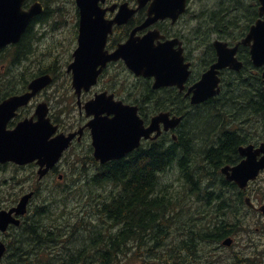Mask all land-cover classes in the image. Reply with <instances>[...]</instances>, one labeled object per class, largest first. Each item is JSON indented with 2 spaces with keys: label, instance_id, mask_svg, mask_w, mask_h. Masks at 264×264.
Wrapping results in <instances>:
<instances>
[{
  "label": "flooded vegetation",
  "instance_id": "flooded-vegetation-1",
  "mask_svg": "<svg viewBox=\"0 0 264 264\" xmlns=\"http://www.w3.org/2000/svg\"><path fill=\"white\" fill-rule=\"evenodd\" d=\"M36 3L42 6L43 12L35 16L30 25V27L32 25L34 26L31 33L34 40L29 43V45H32V52H29L31 57H35L36 50L33 48V45L35 40L40 37L37 35L39 31L36 29L37 27L43 28L46 25H50L53 32L52 35L64 28V25H61V21L63 20L65 11L63 12L64 4L61 0H27L26 5L29 8ZM74 3L76 7L74 40L66 41L70 45L69 49L71 51L68 52V58L65 63L66 66L63 73L64 84L62 88L59 86V89L55 90L50 96L47 93L44 94V91L53 88L59 81L57 61L50 60L47 63L45 62L44 66H41V72H33L30 78L51 75V84L38 93L27 105L18 108L12 114H8L5 126L6 131L10 132L25 120L32 118L37 120L38 116L36 115V111L38 107L43 103H47L50 107L49 117L58 129L57 134L63 133L69 135L71 133H78L68 151L77 148V146L80 147V150L88 149L89 151L88 156L84 152L80 155L77 154V160L84 162L83 173L76 180L78 183L82 182L84 185H88L90 181L94 183V178L109 177V173L111 172L109 168L115 163L114 161L102 163L97 159L93 147V133L87 127L94 116L87 117L85 106L94 97L99 95H103L107 101L110 96H113L114 100L122 102L125 106L136 108V112L143 121L146 129L152 125L154 118L160 113H168L171 118L176 116L184 118L183 114L189 111L206 110L210 112L214 110V107L209 103L213 98L198 105L193 104L192 99L194 93L190 92V90L199 82L203 74L218 62L219 55L214 46L216 40L226 43L228 48L231 49L238 46L234 58L237 62L243 64L239 71L229 67L219 70V76L222 80L220 95H222L224 90L222 88L225 86V76L235 75V78H237L236 74L241 73L247 68L251 73L258 75L257 78H259L262 87L261 93L259 90H247L251 96L254 95V101L250 99L252 105L255 106L259 102L256 100L258 98H260V102L264 101V65L258 67L254 64L250 46L242 44V39L245 36L236 42L222 40L218 35H213L214 39L211 41L197 40L196 29L197 16L199 14L193 10L194 0H186L184 12L176 18L169 16L159 18L149 25H146V23L150 16V6L153 1L145 4L141 3L140 0H100L98 3L99 7L106 11V21L114 20L123 5H127L129 11H134V14L126 23L113 25V32L108 35L104 49L108 55H112L120 45L126 44L133 32H135L134 37L138 38V40H143L149 35L157 33L158 37L154 41L156 46L172 43V49L174 51L181 49L184 54L185 63L190 65L189 69L191 73L182 91L177 87L155 89L154 77L137 75L123 59H119L116 61H108L104 67L99 65L97 69L95 68V71L101 72L96 78V83L88 90L83 87L80 96L77 95L76 90L72 86L73 74L68 72V67L74 61V52L84 47L82 45L83 32L81 30L83 26L82 13L76 0H74ZM216 3L217 0H214L212 7L207 9L214 8ZM260 6L257 0V16L252 25L256 24L259 19H263L259 15ZM29 28L26 32L29 31ZM21 43L22 40L19 43L8 45L5 49H0V69H4L5 60L12 58L16 52L15 47ZM96 47L98 45L86 47L89 52L90 65L98 58L99 50H96ZM168 51L173 53L170 48H168ZM25 58L29 59L27 56ZM28 87L29 84L25 87L24 91L20 92L17 89L3 95L0 98V104L8 100L11 95L28 92ZM234 92L235 94L231 98H234L238 104L243 96L244 90L235 89L232 93ZM42 94L45 96L42 97ZM223 105L232 106L226 100ZM111 107L113 108L114 106ZM106 115L107 113H104V115L99 116L106 117ZM113 117V114L109 115V118ZM263 121L257 119L254 123L255 127H250L247 124L246 128H243L241 120L232 123L231 120L225 118L224 124L230 123V125H227V127L224 125L220 131L216 130L209 134L208 143L205 147L207 150L206 167L209 173V181L206 188H203L205 199L203 201L196 200L199 204L203 203L205 207L203 215L197 219L198 230H203L204 232L195 236L197 238L198 254L201 255L202 253L199 258L201 264H264V169L259 172L255 180L249 181L245 187H242L236 181L230 180L227 175V173L232 174L231 169L242 165L248 159L249 155L248 153L246 155L242 153L243 149L253 146L250 152L252 154H256V151L261 149L264 144ZM182 123L179 127L170 129L169 131H165L164 125L161 124L159 129L154 131L149 138L142 137L139 142V147L129 153L125 159H129L141 151L153 150V146L162 147L165 145L166 147L174 145L179 141V134L184 132L181 129L183 127ZM218 133L220 136L223 135V137L219 148L216 149L214 139ZM192 143L196 144L194 141ZM67 152H65L59 163L51 169L43 181L52 179V183H55V181L62 183L66 177L68 178L64 169V159ZM263 156L264 153L260 152L257 155V160H260ZM88 161L91 164H88ZM9 166L13 168L18 167L13 163H8L0 167L7 168ZM224 169H227V173L223 172ZM102 188L104 189L99 192H102L100 195L104 199L105 195H107V198L114 197L116 188H114L112 183L104 182ZM18 198V195L14 196V200L10 205H6V209L14 207ZM0 209L5 208L0 207ZM14 228L11 226L7 232H0V240L6 246V252L0 260L1 263L7 261L12 253L10 247L12 244L11 239H13L12 230ZM172 237L174 238L172 242H162L164 247L160 249V252H166V247L169 243L170 245L178 244V234H173ZM201 239L203 241H199ZM201 246L204 249H200ZM130 247L133 248L132 244ZM205 248L206 252L203 253ZM224 251H229V254L226 256L223 255Z\"/></svg>",
  "mask_w": 264,
  "mask_h": 264
},
{
  "label": "trees",
  "instance_id": "trees-1",
  "mask_svg": "<svg viewBox=\"0 0 264 264\" xmlns=\"http://www.w3.org/2000/svg\"><path fill=\"white\" fill-rule=\"evenodd\" d=\"M256 3L257 0H217L214 8L197 16V40L211 41L213 35L229 42L240 40L256 19ZM32 29L33 25L23 36L22 43L15 47L11 67H16L0 80V98L23 85L25 88L29 82L25 79L27 70H23V64L31 51L29 43L34 40ZM236 75L237 78L225 76L222 95L209 103L214 109L225 100L236 105L231 98L235 94L233 90H244L240 100L244 106L243 117L234 116L231 121L241 120L243 128L247 124L255 127L257 119L264 120V101L253 106L249 99L253 100L254 95L248 91L260 92V80L247 68ZM207 119L208 116L195 119L190 132H200ZM181 129L184 130V123ZM180 134L174 145L153 146V150L116 161L109 168V177L94 178L95 188L90 190L97 196L90 198L95 205L84 208L87 216L80 221L77 218L68 219L66 223L55 222L54 211L62 206L66 208L68 201L59 205L57 193L51 192L54 208L44 205L31 211L11 241L12 253L1 264H201L195 236L204 231L198 230V222L191 219L187 205L192 196L200 200L202 188L196 187L207 181L206 155L199 158L193 143L184 142L186 135ZM208 137L201 135L194 143L205 149ZM222 137L219 133L215 137L216 149ZM175 168L179 170L180 183L186 188H168L162 180ZM104 182L116 188L114 197L105 195L104 199L97 192L104 189ZM173 234H178V244L169 243L167 251L160 253L159 249L164 247L162 242H172Z\"/></svg>",
  "mask_w": 264,
  "mask_h": 264
},
{
  "label": "water",
  "instance_id": "water-1",
  "mask_svg": "<svg viewBox=\"0 0 264 264\" xmlns=\"http://www.w3.org/2000/svg\"><path fill=\"white\" fill-rule=\"evenodd\" d=\"M26 0H0V48L10 42L20 41L32 19L41 13L39 4L32 6L28 11H24L22 6ZM82 13V32H83V47L95 46L99 50L98 58L90 65L88 57L87 64L82 58V48L75 51L74 63L69 67V72L73 73V88L77 95L80 96L81 89H90L95 83L98 74L101 72L95 71L99 65L104 67L108 61H116L123 59L127 65L137 74L145 77L155 78V89L162 87L177 86L181 91L184 89V84L187 81L190 71L189 64H185L183 51H174L171 47L172 43L156 46L154 41L158 34H151L143 40H138L134 37L133 32L129 41L120 45L119 48L112 54L104 50L107 37L113 32V25H122L132 17L134 11H129L127 5L120 8L117 17L112 21L105 20V10H102L98 3L100 0H76ZM104 1V0H102ZM147 3L150 0H142ZM150 8V16L146 23L156 21L159 18L172 17L176 18L183 13L186 7V0H153ZM261 7L259 9L260 17L256 24L251 28L247 36L242 40V44L250 46L251 56L254 64L258 67L264 65V0H259ZM113 10V8H112ZM218 51L219 60L207 71L199 83H197L190 92H193V104H200L204 101L218 95L221 91L219 70L222 68H231L239 71L243 64L237 62L234 58L238 46L228 48L224 42L216 41L214 43ZM168 48L173 53L168 51ZM126 52L135 53L134 56L125 55ZM164 54L165 63L171 68L165 74H158L157 69L160 66L159 54ZM264 78V74H263ZM51 83L49 76L38 78L32 82L29 89L30 92L15 96L4 103L0 104V163L14 162L18 165L25 166L33 162H37L40 166L39 176L44 177L49 170L55 166L60 160L64 151L68 149L75 134L70 136L59 135L55 137L57 141L56 150H45L41 144L45 140L48 133L51 137L56 133L57 127L51 124L47 117L49 109L46 104L38 107L36 115L37 121L34 118L25 120L20 123L14 130L6 131V121L8 114H12L19 107L27 105L29 101L48 84ZM108 107L111 110L107 115H114L113 118L98 117L97 112L93 110L92 103L85 106L87 115H96L88 126L93 133V146L95 148L96 157L102 163L111 160L122 159L126 154L139 146V141L142 137H148L151 133L159 129L160 124H164L165 130L174 129L177 127L182 118H169V114H160L152 125L145 129L143 121L137 116L136 108L125 106L122 102H114L113 96H110ZM111 106H114L113 108ZM100 115L104 113H99ZM118 116V119H117ZM116 119L117 123L114 126H106L101 128L100 121L105 119ZM253 146H249L242 150L249 157L242 165L231 169L232 174L227 173V169L223 172L227 173L230 180L236 181L242 187H245L251 180H255L259 172L264 169V156L257 160V155L264 153V144L261 149L256 151V154L250 153ZM34 193L24 195L20 203L11 210L0 211V231L5 232L10 225L20 226L21 220L18 217L24 216L28 212V204ZM6 252V246L0 241V260Z\"/></svg>",
  "mask_w": 264,
  "mask_h": 264
},
{
  "label": "rangeland",
  "instance_id": "rangeland-1",
  "mask_svg": "<svg viewBox=\"0 0 264 264\" xmlns=\"http://www.w3.org/2000/svg\"><path fill=\"white\" fill-rule=\"evenodd\" d=\"M61 1L64 4L63 12L65 11L63 20L61 21V25H64V28L52 35L53 32L50 25H46L43 28L37 27L36 29L39 30L37 35L41 37V40L39 41L40 43L38 42L35 57L31 58V61L27 62L28 64L24 63L25 65L23 66V70H27L26 78L29 79L32 72H37L39 69H41V66H44L45 62L47 63L50 60L57 61V75L59 81L58 84L53 88L44 91V94L47 93L48 96L52 95L55 90L59 89V86L62 88V85L64 84L63 73L66 66L65 63L68 58V52L71 51L69 49L70 45L67 44L66 41L74 40V28L76 25L75 3L74 0ZM213 2L214 0H194L193 10L197 12V14H200L203 10L211 8ZM249 73L251 72L249 71ZM44 94H42V97L45 96ZM256 100L260 101L259 99ZM250 102L252 103V101ZM243 112L244 106L243 104H241V101L238 104L232 106H218L210 112L206 110L186 112L185 114H187V118L184 123V137L186 135V140L188 139V144H190L201 135H209L211 132L222 129L225 125V118H227V120H231L234 116L242 118ZM202 116H208L205 128L202 127L203 129L200 132H190V128H192L195 119ZM180 135L181 134H179V136ZM196 146L197 147H195V152L198 153V157L200 158L201 155L204 157L207 150L199 147V143H196ZM82 152H84L88 156V149L80 150L79 146L67 152L64 159V169L66 174L68 175V178L66 177V179L62 183H57L56 181L55 183H52V179H48L45 181L38 180L35 168L27 167L25 169H21L19 167L13 168L11 166L7 168L0 167V207L6 208V205H10L14 200V196L16 195H18L19 198L17 200L19 201V199L25 193L35 190L38 193L36 194V197L33 199L29 207V216L31 211H34L35 208H39L44 205H50V208H54L55 204H52L53 198L50 194L51 192H53L57 193L56 199L57 201H59V205H61L64 201H68L66 208L65 206H62L54 211L55 214L53 220L56 219L55 222L66 223L69 222L68 219L74 221L77 218H79L78 220L80 221L82 218L86 217L87 213L85 212L84 208H89L90 205H95V203L91 202L90 197L97 195L91 193L90 188H93V184L91 181L88 185H84L82 182L78 183L76 181L83 173L84 162L77 160V154L80 155ZM88 164H91V162L88 161ZM206 179V184H200L196 187L202 188L203 192L201 191V194L199 195V199L202 201L205 199L203 188H206V185L208 184L209 173L207 174ZM162 180L166 182L168 188H183L182 184L178 183V171L171 172V174H168V176H164ZM97 192L100 193L99 191ZM189 201L190 202L188 203L187 208L189 209V213L191 215L190 217L191 219L197 220L199 217H201V215H203L205 207L201 204L195 203L193 199H189ZM16 230L17 229L12 230L13 238L17 235ZM200 249H204V247L201 246ZM205 252L206 248L203 253ZM228 254L229 251L223 252V255L225 256ZM220 258H222V256H220Z\"/></svg>",
  "mask_w": 264,
  "mask_h": 264
},
{
  "label": "snow or ice",
  "instance_id": "snow-or-ice-1",
  "mask_svg": "<svg viewBox=\"0 0 264 264\" xmlns=\"http://www.w3.org/2000/svg\"><path fill=\"white\" fill-rule=\"evenodd\" d=\"M125 55L127 56H134L135 53L132 52H126ZM89 57V52L87 50L86 47L82 48V58L85 62V67L87 64V60ZM159 61H160V66L157 69V73L158 74H165L168 71L171 70V68L165 63L164 61V54L160 53L159 54ZM92 106H93V110L97 112V115H99V113H109L111 110L114 109H109L108 105H109V101H107L103 95H99L97 97H94L93 100L91 101ZM118 119V116H117ZM117 120L116 119H105L100 121V126L101 128H104L106 126H114L116 125ZM49 137H51V133H48L47 136L45 137V140L43 141V143L41 144V147L45 150H56L57 147V141L55 140V138H51L49 139Z\"/></svg>",
  "mask_w": 264,
  "mask_h": 264
},
{
  "label": "bare ground",
  "instance_id": "bare-ground-1",
  "mask_svg": "<svg viewBox=\"0 0 264 264\" xmlns=\"http://www.w3.org/2000/svg\"><path fill=\"white\" fill-rule=\"evenodd\" d=\"M183 115H184V123H185L186 118H187V114L184 113ZM185 140H186V139H185ZM185 140H184V142L187 141V143H188L189 140H188V139H187L186 141H185ZM187 143H186V144H187ZM186 146H187V145H186ZM172 148H173V147H172ZM169 149H171V148L169 147ZM174 150H175V149H174ZM161 151H162V150H161ZM161 151H160V152H161ZM172 152H175V151H172ZM170 154H171V153H170ZM172 154H173V153H172ZM167 160H168V159H167ZM167 160H166V161H167ZM170 160H171V159H170ZM24 222H25V220L22 221V224H24Z\"/></svg>",
  "mask_w": 264,
  "mask_h": 264
}]
</instances>
